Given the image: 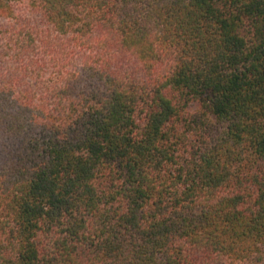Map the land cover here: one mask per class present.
<instances>
[{"label": "trees", "instance_id": "obj_1", "mask_svg": "<svg viewBox=\"0 0 264 264\" xmlns=\"http://www.w3.org/2000/svg\"><path fill=\"white\" fill-rule=\"evenodd\" d=\"M0 264H264V0H0Z\"/></svg>", "mask_w": 264, "mask_h": 264}]
</instances>
